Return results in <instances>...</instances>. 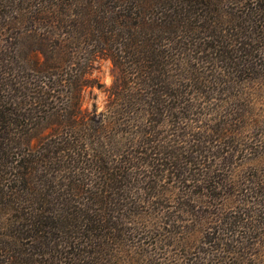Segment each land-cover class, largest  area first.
Wrapping results in <instances>:
<instances>
[{
  "label": "trees",
  "instance_id": "obj_1",
  "mask_svg": "<svg viewBox=\"0 0 264 264\" xmlns=\"http://www.w3.org/2000/svg\"><path fill=\"white\" fill-rule=\"evenodd\" d=\"M242 84L264 85V0H0V264H264Z\"/></svg>",
  "mask_w": 264,
  "mask_h": 264
},
{
  "label": "rangeland",
  "instance_id": "obj_2",
  "mask_svg": "<svg viewBox=\"0 0 264 264\" xmlns=\"http://www.w3.org/2000/svg\"><path fill=\"white\" fill-rule=\"evenodd\" d=\"M115 71L116 70L114 69L112 63L108 59H96V61H94L90 67L86 68L82 74L84 77L81 80V85L87 83V86L84 88L82 87L80 90L81 100L79 107H81V109L93 111V109L96 108L97 113L103 110L108 96L107 89H109L113 83ZM252 88L253 87L251 85L242 84L240 89L247 91V93L250 95L249 98L253 97V99H250L251 102L248 105L252 106V103L255 104L252 107L248 106L249 114H261L257 117L259 120L264 121V85L262 88L257 87L258 93L256 96H253ZM74 101L75 99H72V103ZM243 110H245V106L243 107ZM36 127L38 134L42 132V135H46L47 130H44V127H47L46 123L41 122V124ZM248 129L253 131L252 134H259L261 130H264V127H248ZM197 238V234L194 235L193 241L191 243L192 248L190 251L194 250L193 252H197V244L199 242L197 241Z\"/></svg>",
  "mask_w": 264,
  "mask_h": 264
}]
</instances>
